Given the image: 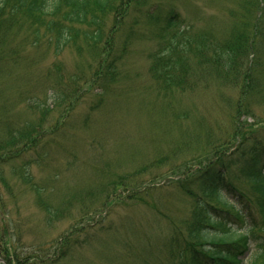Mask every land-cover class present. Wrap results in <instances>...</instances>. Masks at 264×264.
Instances as JSON below:
<instances>
[{"label":"rangeland","instance_id":"obj_1","mask_svg":"<svg viewBox=\"0 0 264 264\" xmlns=\"http://www.w3.org/2000/svg\"><path fill=\"white\" fill-rule=\"evenodd\" d=\"M126 2L106 19L99 47L79 37L59 53L24 13L2 32L0 113L45 131L32 172L59 207L48 222L27 185L16 179L5 191L22 254L99 222L92 234L111 232L60 264H167L164 246L186 234L195 207L180 184L242 143H264V0ZM227 45L241 56L229 73L213 61ZM248 68L253 81L243 78ZM236 167L237 187L259 196L246 164Z\"/></svg>","mask_w":264,"mask_h":264},{"label":"trees","instance_id":"obj_2","mask_svg":"<svg viewBox=\"0 0 264 264\" xmlns=\"http://www.w3.org/2000/svg\"><path fill=\"white\" fill-rule=\"evenodd\" d=\"M28 1L0 0V39L8 37L2 32L24 13L33 21L32 25H37L33 33L38 39L42 36L41 27L54 36L59 53L79 37L99 47L105 34L106 19L112 14L117 18L116 10L127 3L126 0ZM6 16L8 20L4 19ZM2 22L6 25L3 26ZM21 25L25 27L24 23ZM6 41L8 43V39ZM3 57L4 54H0V61ZM239 57L237 47L227 45L224 49H217L213 61L218 67L223 65L229 73L237 68ZM251 70L248 68L243 73L244 80H252ZM33 104L40 107L38 103ZM60 127L56 126L55 130ZM44 135L45 131L40 130L39 125L17 124L0 113V214L8 217L0 235L2 233L9 242L0 246V258L4 260L0 264H60L76 248L91 243L93 237L102 240L111 232L101 228L92 234L99 227V222L90 227L83 224L74 227L65 239L51 243V250L45 251L40 245L37 252L22 254L24 238L21 225L10 221L11 211L5 195V191L13 192V181L18 179L35 192L48 222L56 218L59 210L47 192L48 188L37 181L32 172L33 156L43 146ZM241 145L230 156L220 154L195 176L180 184L183 192L193 199L195 207L186 234H178L164 246L167 264H257L258 258L264 256V237L249 233L255 228L264 230V143L245 151ZM240 163L246 164V181L259 190V196L246 195L230 178ZM132 190L135 192L134 188ZM136 197L141 200V193L136 192ZM134 198L132 196V200ZM19 201H16V208H20ZM256 214H260V222L250 221ZM252 241L256 252H251ZM155 264L160 262L156 259Z\"/></svg>","mask_w":264,"mask_h":264}]
</instances>
